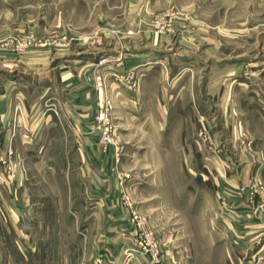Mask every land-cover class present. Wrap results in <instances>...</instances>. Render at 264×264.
<instances>
[{"label":"rangeland","instance_id":"obj_1","mask_svg":"<svg viewBox=\"0 0 264 264\" xmlns=\"http://www.w3.org/2000/svg\"><path fill=\"white\" fill-rule=\"evenodd\" d=\"M256 92L264 0H0V264H264Z\"/></svg>","mask_w":264,"mask_h":264},{"label":"crops","instance_id":"obj_2","mask_svg":"<svg viewBox=\"0 0 264 264\" xmlns=\"http://www.w3.org/2000/svg\"><path fill=\"white\" fill-rule=\"evenodd\" d=\"M258 94H260V93L256 92L255 95H252V96L245 95L246 100H238L237 101V103H238L237 108H238V111H240L241 114L243 115V122L245 123V125H248L249 131L251 132V136L257 137L255 140H253V143H256V141L260 138H264V134H261L262 132L264 133V110L260 106H255V104L257 102L255 99L260 98V95H258ZM64 95H65V98L67 99V103H69V106H67V108H68L67 111H68V113H70L72 115V119L70 120V124L75 129L82 130L85 133L89 132L93 126L92 108L97 101L96 93L93 91H90L88 89H79V90H74V91L72 90L70 92H67ZM238 98H240V97H238ZM224 99H226V98H224ZM245 103L247 105L250 103H253V105L247 106L250 108L246 109L243 106ZM225 109L223 108V111ZM230 111H231V107H229L227 105V112L229 113ZM48 117L50 118V120L47 121V119H48L47 118L46 121L49 124L52 123L54 125L53 119L50 116H48ZM87 140H88V143H86V144L88 146V149H84V150H85L86 160L91 161L92 160L91 158L93 156V151H92V153L90 152V148H91L90 139L88 138ZM234 176H236V174L235 175L233 174L231 177L235 178ZM118 215L119 214L117 213V211L112 210L110 217H112V216L117 217Z\"/></svg>","mask_w":264,"mask_h":264},{"label":"built area","instance_id":"obj_3","mask_svg":"<svg viewBox=\"0 0 264 264\" xmlns=\"http://www.w3.org/2000/svg\"><path fill=\"white\" fill-rule=\"evenodd\" d=\"M110 109L111 107L109 106L108 102L105 103L104 106L102 107L100 106V109L98 113H96L94 118L95 120L94 123L96 124L95 131L98 133L97 138H98L99 147L101 146V148L105 151V154H106V150H108L109 147L113 149V152L115 151L116 153H118V145H117L118 143L117 141H115L111 131L112 127L110 124V117H109ZM262 192L264 191L262 190ZM125 202L127 201L125 200ZM130 216L132 222H137L138 224L145 223L144 219L141 218L137 212L130 211Z\"/></svg>","mask_w":264,"mask_h":264}]
</instances>
